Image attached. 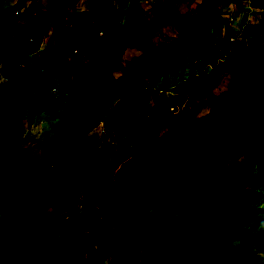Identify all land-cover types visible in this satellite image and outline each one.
Listing matches in <instances>:
<instances>
[{"label": "trees", "instance_id": "trees-1", "mask_svg": "<svg viewBox=\"0 0 264 264\" xmlns=\"http://www.w3.org/2000/svg\"><path fill=\"white\" fill-rule=\"evenodd\" d=\"M92 1L90 5L82 0L69 15L62 13L69 0H45L43 7L34 0L27 6L19 3L8 9L1 8L0 0V39L5 38L0 43L5 74L0 83L5 89L0 93V264H90L92 259V264H99L106 258L112 259L111 264H154L155 260L180 264L197 255L208 257L206 264H264V93L256 119L244 126V133L252 131L250 141L222 150L207 127L216 129V119L236 114L232 93L214 95L205 88L203 75L195 76L202 55L209 54L210 48L211 55H217L211 45L218 31L211 29H220L227 20L220 4L243 8L246 0H202L196 12L188 16L184 31L167 43H146L125 64L118 60L115 49L140 38L146 19L142 0ZM249 1L264 8V0ZM96 6H105L110 16L100 18L92 10ZM169 7L168 2L155 0L150 11L168 20ZM78 11L81 21L77 22L72 16ZM68 15L73 24L66 25ZM21 17L29 20H19ZM44 21L49 22L51 32L36 63L32 53L43 43L40 24ZM239 24L243 27H239L240 35L254 40L255 25L244 19ZM8 27L12 28L10 36L4 32ZM238 33L229 40L226 37L224 51L230 46L243 50L242 40L234 39ZM72 57L88 62L81 77L85 85L73 72ZM222 69L224 64L218 62L210 78ZM113 70L120 75L115 77ZM67 78L73 86L66 89L62 85ZM138 78H145L146 83L138 82ZM119 85H126L127 93L105 119L112 132L110 140L115 142L113 161L118 166L100 171L98 177L111 181L110 194L119 208L108 218V224L121 228L110 230L107 223H96L100 213L96 205L106 195L99 184L96 190L87 184L90 195L82 210L69 208L51 218L44 212L29 216L26 206H7L10 203L1 187L9 178L43 189L34 177L36 169L57 182V174L46 166L45 157L35 162L34 169L25 164L28 151L19 143L22 114L31 117L55 108L57 104L47 105L45 101L65 88L53 153L57 160L67 158L96 171V158L85 156L82 143L105 117L109 90ZM161 90H165L163 96ZM198 94L206 108L200 119L211 122L194 117ZM154 112L157 116L146 120ZM110 147V142L102 144V157L109 154ZM221 151L222 157L233 160L230 165L220 161ZM198 186L204 187L206 194L197 196L191 188ZM59 203L64 201H54L55 207L61 206ZM115 203L110 202L111 206ZM109 209L104 208L106 217ZM150 214L159 221L157 227L151 225L154 218ZM125 221L128 227L121 224ZM182 223L186 228L181 235L178 231L177 238L171 237V224ZM65 237L70 238L64 243ZM193 237L195 242L188 243ZM122 240L143 254L130 252ZM184 242L191 250L187 254L176 250ZM167 246L164 256L157 259Z\"/></svg>", "mask_w": 264, "mask_h": 264}, {"label": "rangeland", "instance_id": "rangeland-1", "mask_svg": "<svg viewBox=\"0 0 264 264\" xmlns=\"http://www.w3.org/2000/svg\"><path fill=\"white\" fill-rule=\"evenodd\" d=\"M82 0H69L66 4L64 11L62 13L71 14L73 9H77L80 7ZM155 0H142V5L144 10L146 11V19L144 24L140 29V38L136 39L132 42H128L125 46L118 45L115 49L117 55H119V61L122 64H125L129 60L133 58V56L140 50L141 46L145 45L149 42H164L167 43L174 39L181 31H184L187 23L188 16L196 12L199 4L202 0H160L165 3H169L171 7H169L168 11H170V15L168 20H164L160 17H157L156 14L151 13V4ZM246 0L245 7H241V5L235 4H220V10L222 14L225 15L224 20L221 23L220 29H211L213 31H218L213 35V44L212 50L217 54L216 57L211 55V48L209 50V54H204L201 56L202 65L197 67V71H195V76L203 75L202 78L205 81V88L211 91L214 95L226 94L229 91L232 93L234 108L237 110L236 114H232L224 119H216L217 123H213L216 129H212V125L208 126V132L214 141L220 144L223 148L222 150L236 149L238 147H242L246 144V142L250 141L252 131L248 133H244V126L250 125L253 120L256 119L257 114L259 112V101L264 93V8H260L255 6L251 1ZM34 0H3L1 4L2 9H8L11 6H15L19 3L27 6L28 4H32ZM41 7L44 6L45 0H39ZM93 1L88 0V4L92 5ZM92 10L95 11L100 18H105L110 16V11L105 6H96L92 7ZM174 11V12H173ZM77 13L73 14V19L78 21ZM15 14H19V12H15ZM69 15L67 17L66 25L72 23L69 21ZM240 19L246 20V23L252 22L255 25L254 30V40L249 36H245L244 34L240 35V30L243 27L239 24ZM19 20L28 21V17H21ZM17 19V21H19ZM245 26V25H244ZM40 28L43 30V43L39 46L38 49H35L32 55L35 56V62L39 63L40 52L45 50L47 45V39L50 35L51 28L49 26L48 21H44L40 24ZM12 28L4 30L5 35H11ZM239 32L236 36L234 35V39L240 38L239 41L242 40L243 50L237 51V49L232 48V46L223 50L224 44L226 41V37L228 40L233 36L234 32ZM225 35V36H224ZM5 38L0 39V43L3 44ZM221 42V44H219ZM219 44L217 47L216 44ZM223 50H221V49ZM72 69L75 76L80 79L85 74V68L88 65L86 59L74 58L72 57ZM47 59H44L43 62H46ZM222 62L224 64V69H222L218 74L213 75L210 78V73L214 66L218 63ZM4 67L0 64V83L4 81ZM112 74L117 77L120 75V71L113 70ZM74 77V76H70ZM84 77L81 78V83L85 85ZM138 82L146 83L145 78H138ZM78 83V82H77ZM76 83V84H77ZM63 87L66 89L71 85V81L67 78L65 82H63ZM76 86V85H75ZM79 87H81L79 85ZM55 91L54 95H49L45 103L57 104V108H52L49 111H43L39 114L40 119L38 118H25L23 134L21 137V142L23 146L27 148L28 157L25 163L29 167H33L35 162L39 160L41 157H45L47 159L46 166H49L53 169V171L57 174V182H55L51 175L48 173H40L38 178L45 185L48 191V195L51 197L50 200H45L42 196L39 201L35 203H30V209H27V213L33 215L37 213L41 209H45L46 203L49 202L50 205L54 203L53 200H61L64 203H59L60 205H67V209H78L80 210L81 206H83V202L87 195H90V192L87 191V184H91L94 186V189L97 184L101 186V189L105 191L106 195H102L101 204L96 205L98 209L99 216L97 218L96 223L100 224L107 223L108 218L112 216L113 212L119 208V202L110 194V189L112 187L111 181L107 178L101 179L98 177L100 171H106L109 169H116L118 165L114 164L113 161V151L115 149V142L111 141L110 138L112 136V132L109 130L107 123L105 122L106 117L112 112V106L118 102L123 96L127 93L126 85H119L117 88L113 90H109L107 100L105 103L106 115L102 118L101 121L90 130L88 133L87 139L82 143V150L85 153L86 157H94L96 161L94 162L95 170H89L91 168H85L82 166H78L73 164L71 161L67 160V158H61L59 160L56 159L55 154L52 150L53 140L58 132L59 120L61 117L60 110V102L65 98L66 95L65 90ZM147 88L151 91L150 87ZM4 87L0 86V93H4ZM65 93V94H64ZM161 96L165 94V90H161L159 92ZM200 94L196 96V99L199 101ZM53 100V101H52ZM203 103V104H202ZM205 104L204 100L199 101L197 107V113L195 114V119L204 122H211L209 120H201L200 117L205 113L206 108L203 107ZM172 109V107L170 108ZM180 110V108H179ZM179 110H175L174 113L179 112ZM138 110L136 109L134 114H137ZM149 118L146 120L154 119L157 116V113H152L148 115ZM144 122V121H143ZM108 128V129H107ZM174 133L179 135V131L177 129H173ZM110 142L109 154L105 157H102L99 149L101 148L104 142ZM220 161L226 163L225 166L230 165L233 160L226 159L222 151L219 153ZM219 158V157H218ZM217 158V160H218ZM6 188V187H5ZM197 196H202L206 194V190L204 187L198 186L197 188H191ZM96 190V189H95ZM8 193V191H7ZM25 193H29L28 189H25ZM9 199L12 201L11 205L22 207H29L26 202H20L18 196L8 195ZM36 200V198H33ZM115 201L116 203L111 206L110 202ZM48 205V204H47ZM85 205V204H84ZM90 206V201L87 203V207ZM110 207L107 211L108 217L104 215V208ZM25 207V208H26ZM65 207H56L53 211V215L61 214L64 212ZM151 225L157 227L158 220L155 219L153 214H150ZM99 219V220H98ZM124 227H128L129 222L125 221L121 223ZM106 225V224H105ZM104 225V227H105ZM156 225V226H155ZM103 227V228H104ZM107 227L110 230H117L121 228L120 225L117 224L111 225L108 224ZM185 224H176L172 227L170 226V236L177 238L176 234L178 231L181 232L185 229ZM86 236H88L86 234ZM169 236V237H170ZM89 237V236H88ZM70 237H65L62 241L65 243L69 240ZM125 239V238H123ZM126 240V239H125ZM122 240V245L126 246V248L133 252V248L129 245L127 246L126 241ZM196 238H192L188 243L192 244L195 242ZM187 242L180 247H176L178 252L189 253L190 247ZM169 247L162 248L159 252L157 259H161V256L167 252ZM96 250V249H95ZM134 252H141V249H136ZM208 257L203 256H192L184 260L183 263L180 264H206ZM138 260V259H137ZM93 259L90 260V264L93 263ZM147 261V258H146ZM135 262H137L135 260ZM112 259L106 258L99 264H111ZM114 264H123L122 261H116ZM154 264H160L159 261L155 260ZM179 264V263H177Z\"/></svg>", "mask_w": 264, "mask_h": 264}, {"label": "clouds", "instance_id": "clouds-1", "mask_svg": "<svg viewBox=\"0 0 264 264\" xmlns=\"http://www.w3.org/2000/svg\"><path fill=\"white\" fill-rule=\"evenodd\" d=\"M52 103H50V104H47V105H51ZM56 106V107H55ZM54 107L55 108H57V105H55ZM49 110H51V109H48V110H44V111H49ZM43 112V111H42ZM42 112H40L39 114H41ZM39 114H35V115H33V116H31V117H28V116H26L25 115V113H23L22 114V134H23V128H24V122H23V120L25 119V118H32V117H34V118H38V120L40 119V115ZM59 124H60V120H59ZM59 128V127H58ZM57 134V133H56ZM21 137H22V135H21ZM19 143L21 144V146H23V143L21 142V138H20V140H19ZM28 157V156H27ZM27 159V158H26ZM26 161V160H25ZM26 164V163H25ZM27 165V164H26ZM28 166V165H27ZM33 169H34V167H32ZM34 172H35V176L34 177H36L37 179H38V181L40 182V185H42V187H43V189H41V188H37L36 186H34V185H31V184H25V183H21V182H19L20 180H18V179H16V177H13V178H9L10 180L8 181V180H6L4 183H3V185H2V187H1V190L3 191V193H5V198L7 199V202H9L10 204L9 205H7V206H10L11 205V203H12V201L9 199V197L7 196V194L10 196V195H14V196H18L19 197V201L20 202H26L28 205L30 204V203H35V202H37V201H39L40 200V198L43 196L44 197V199L47 201V200H52L51 199V197L48 195V191H47V188L45 187V185L40 181V179L38 178V175L40 174V173H38L37 172V170L36 169H34ZM42 174V173H41ZM10 183H11V186H10ZM6 187V188H5ZM25 189H28L29 190V193H25ZM7 191H8V193H7ZM47 194V195H46ZM33 198H36V200H34ZM53 201H56V200H53ZM48 204V205H47ZM6 206V207H7ZM62 206V205H61ZM58 207H60V206H58ZM62 207H65V210H64V212L67 210V208H66V206H62ZM27 208H29L30 209V205H29V207H27ZM56 207H55V204L54 203H52L51 205H50V203L49 202H47L46 203V207H45V209H41V210H39L37 213H35V214H33V215H38L39 213H41V212H44L45 213V215L47 216V217H52L53 216V211H54V209H55ZM82 208H83V206H81V208H80V210H82ZM75 209V208H74ZM31 210V209H30ZM75 210H78V209H75ZM79 210V211H80ZM28 211H26V213H27ZM64 212H62V213H64ZM27 215H29V216H31L30 214H28L27 213Z\"/></svg>", "mask_w": 264, "mask_h": 264}]
</instances>
